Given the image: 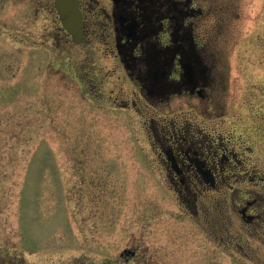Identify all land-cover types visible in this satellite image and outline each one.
I'll use <instances>...</instances> for the list:
<instances>
[{
	"label": "rangeland",
	"instance_id": "obj_1",
	"mask_svg": "<svg viewBox=\"0 0 264 264\" xmlns=\"http://www.w3.org/2000/svg\"><path fill=\"white\" fill-rule=\"evenodd\" d=\"M48 1L0 0V264H264V236L225 214L246 196L264 216V0H211L198 27L219 84L214 112L191 118L235 155L234 173L199 199L207 216L186 211L156 170L143 117L129 123L108 101L98 37L71 42ZM28 27L36 40L51 33L48 73L37 51L31 75L11 51Z\"/></svg>",
	"mask_w": 264,
	"mask_h": 264
},
{
	"label": "flooded vegetation",
	"instance_id": "obj_2",
	"mask_svg": "<svg viewBox=\"0 0 264 264\" xmlns=\"http://www.w3.org/2000/svg\"><path fill=\"white\" fill-rule=\"evenodd\" d=\"M34 1L30 0L32 8ZM77 1L83 16L81 42H75L64 27L55 0L48 2H53L61 19L60 28L71 42L90 45L94 36L98 37L103 54L112 64L105 69L110 78L102 81L111 92L107 99L114 108L129 112V123L143 117L147 138L156 151V170L167 176L182 207L194 214H211L204 211L205 202L199 200L205 196V187H215L221 175L235 171L234 152L222 145L221 137L206 133L191 118L194 113L201 116L214 112L212 101L218 92L219 61L209 58L206 44L200 42L201 38L209 39L198 29L208 18L211 0ZM99 6L101 9H97ZM12 37L15 47L11 51L24 53L29 59V75L35 70L36 51L42 68L49 72L52 63L44 60L51 39L48 30L42 31L40 40L34 38L30 27L15 29ZM103 84L96 89L102 99ZM257 203V199L245 196L231 208L220 205L218 209L224 212L229 207L225 214L229 212V219H236L230 225L239 226L247 235L255 231L263 237L264 226L259 223L264 222L263 208ZM230 228L224 223L219 231L222 245L233 256L237 246Z\"/></svg>",
	"mask_w": 264,
	"mask_h": 264
},
{
	"label": "water",
	"instance_id": "obj_3",
	"mask_svg": "<svg viewBox=\"0 0 264 264\" xmlns=\"http://www.w3.org/2000/svg\"><path fill=\"white\" fill-rule=\"evenodd\" d=\"M57 8L63 17L64 26L73 34L76 41L82 36V14L76 0H56Z\"/></svg>",
	"mask_w": 264,
	"mask_h": 264
}]
</instances>
